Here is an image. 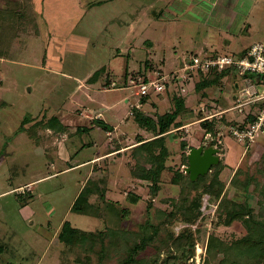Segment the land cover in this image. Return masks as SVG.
<instances>
[{
  "label": "rangeland",
  "instance_id": "374dc122",
  "mask_svg": "<svg viewBox=\"0 0 264 264\" xmlns=\"http://www.w3.org/2000/svg\"><path fill=\"white\" fill-rule=\"evenodd\" d=\"M91 1L92 4L83 0H0V264H117L125 256L126 247L138 242L140 234L146 232L152 241L146 251L150 255L141 252L136 257L139 264H152L154 261L155 264L226 262L228 256H223V253L212 258L206 244L210 237L228 243L244 236V229L238 221H231L227 226L223 224L222 200L228 201L234 209L243 203L242 215L250 211L255 214L260 212L258 202L263 203L264 209V147L255 150L259 155L252 157L248 152L244 155L238 172L227 187L222 188L225 193L223 199L219 196L214 200L200 190H189L184 195L181 193L182 179L178 185L173 182L177 171L183 177H188L184 171L187 166V148L212 145L221 153L225 140L236 149L239 144L229 132H224L218 142V129L224 130L226 124L231 122L225 117L209 121L214 123L218 120L214 132L208 137L207 131L193 124L196 114L197 120L203 116L201 111L196 110L203 96L187 95L191 86L187 87L184 82L191 85V81L185 80V71L180 70L179 58L183 62L191 58L189 53L182 54L184 52L180 50L178 34L185 27L186 33L191 34L192 38L185 37V41H200V37L197 36L199 32L196 36L195 30L190 32L189 24L184 26L178 8L182 10L195 0H175L170 4V0H156L155 3L153 0H130L132 3L126 0L128 3L125 1L122 4L125 5L123 9L126 8V11L122 9L123 14L121 9L116 10L118 0ZM143 2H149V5ZM104 5L108 6L106 14L110 16L109 19L113 20L119 14L123 18L129 16L121 20L124 31H120L121 26L112 30L113 35L108 42L112 44L114 41L135 39V42L125 43V50L119 48L120 41L112 49L108 61H116L119 73H115L108 62L102 67L98 65V61L104 60V41L108 38L104 30L97 34L100 29L98 26L106 27V23L88 21L86 17L83 19L87 9H94L96 13L93 14L97 17L101 11L98 8ZM147 6L149 9H146ZM134 9H138L140 17L144 16L139 30L144 33L147 30L150 34L153 46L144 47L150 55L144 48L137 49L142 46V38H135V31H132L133 27L131 29L139 17L131 13ZM164 9L162 21L153 20ZM242 9L248 14L246 27L250 24L253 30L248 34L242 32L226 50L220 52L219 48L218 55L236 57L234 53L237 50L247 46L249 49L250 45L262 40V31L259 29L264 27V0H243ZM169 10L172 11L168 17ZM56 14L60 18L53 21L52 17H57ZM91 22L95 25L92 29L97 32L92 31L90 42L92 45L96 43V46L86 55H83V50L76 53L83 45L77 37L79 42L74 41L75 47H72L76 48L75 52L70 51L76 55L66 56L63 51L66 45L63 44H69L70 37L63 40L59 37L67 34L72 26L77 28L80 24L88 25ZM115 22L114 19L109 25ZM55 31L59 32L58 38L54 35ZM75 32V36L84 33H77L79 29ZM49 57L57 61L59 59L63 68H47ZM94 63L97 66L89 68ZM154 65L156 69H153ZM186 72L191 75L200 73L206 78L211 76L212 81L218 78L196 68ZM156 73L159 77L169 75V81L165 84L166 92H159L161 96L150 92V98H142L148 102L142 104L137 87L130 84L128 79L143 80L145 75L153 79L158 76ZM214 84L210 83L209 87L212 88ZM118 89L127 91L131 99H122V94L116 92ZM209 92L211 90L207 89L206 93ZM179 95L182 98L184 96L187 110L180 114L177 121L181 126L193 123L186 129H172L166 136L168 155L164 159L165 169L154 180L158 189L152 192L150 182L135 181L132 177V172L138 171V167L150 169L148 160L160 159L158 149H151V154L137 149L141 144L149 145L154 137L150 129L139 125L137 117L140 114L149 116L153 111L160 115L171 112L172 98ZM165 97H168V102ZM102 116L103 121L109 122L114 128L103 129L99 123L103 122ZM182 142L186 143L183 151ZM250 146L245 148L240 145L244 153ZM145 148L141 146V149ZM88 159L92 161L78 165ZM89 174L88 180L95 182L98 194L90 198L91 208L87 214H77L70 211V207ZM233 179L235 184L232 186ZM243 183L246 186L242 189ZM199 191L200 216L195 222L189 223L179 213L177 216L172 212L176 210L174 207L180 208L182 197L194 196ZM134 195L140 198L137 202L130 201V196ZM103 207H113L117 211L115 213L121 218L119 229L124 231L122 240L117 238L112 246L115 251L108 253L107 257L100 256L99 248L94 246L95 239L99 238L97 232L118 230V226L112 214L103 216ZM21 208H24L23 211H19ZM170 213L175 216L170 217ZM64 222L86 234L90 243L88 240L70 245L59 242ZM150 224L154 226V232L149 230ZM169 233L174 238L179 236L174 244L169 240ZM185 234L192 237L186 236L189 238L187 241L181 237H185ZM178 245L182 247L180 252Z\"/></svg>",
  "mask_w": 264,
  "mask_h": 264
},
{
  "label": "crops",
  "instance_id": "0c3cea01",
  "mask_svg": "<svg viewBox=\"0 0 264 264\" xmlns=\"http://www.w3.org/2000/svg\"><path fill=\"white\" fill-rule=\"evenodd\" d=\"M83 1H86V2L88 1L87 4H92L91 0H83ZM125 1L126 0H118L117 1L118 5L116 6V10L121 9V12H122V9L125 6L122 4ZM153 1H154L153 3H155L156 0H153ZM174 1L175 0H172V1L170 0L169 4L173 3ZM125 3H128V2L126 1ZM130 3H132V2L130 1ZM242 3H243V0H232V1L231 0H195V2L193 4H189L187 7H184L182 10H181V8L180 9L178 8V10H179L178 14L180 15V19L182 21H184V26H185V24H187V25L189 24L190 32L195 30L194 35L196 36L197 33L199 32L197 36L200 37V41H196V40L194 42L190 41V40H189V42L185 41V37H187L188 39H192V38H191V34L186 33V31H185L186 29L184 27V30H182V32H180L178 34V36H179V41H178L179 47H180L181 52H184L182 54L187 55L189 53L190 58H192L193 56H197V55L203 56V57L220 56V55H218L219 48H220V52H222L223 50H226V48L230 47L232 40H234V38L239 37V35L242 32H245L246 34H248L250 31H252L253 29L251 30L250 24H249V26L246 27L248 14H246L245 11H243ZM109 4H107V5H109ZM115 4H116V1L114 2V5ZM142 4L149 5V2H146V3L143 2ZM107 5L106 6L104 5V6H101L100 8H98V9H101V11L97 17L93 14V13H96L94 11V9H87L86 10L87 13H85L83 16V19H84V17H86V19H88V21H94V22L95 21H97V22L104 21V23H106V27L103 25L104 28L101 25L98 26L100 28L98 30V32L96 29H92L93 26H95V25L92 24L94 22H91L88 25L87 24L82 25L79 23L80 25L77 28H76V26H72V28L69 29L70 31L68 30L69 31L68 33L71 35H67L68 33L66 32L67 34H63L61 37H59V35H58L59 32L57 33L56 31H55L54 35L56 36V38L59 37L62 40L65 37H68V36L70 37L69 42H67L69 44H63V45H66L65 48L63 49V51L66 52L65 53L66 56L67 55H69V56L76 55L75 53H72L70 51L75 52L74 50L76 48L72 49V47H75L73 45L74 41L79 42L78 38L82 40L83 45H80V50L78 49V51L76 53H79V51L83 50V52H82L83 55H86V53H88L90 50H92L96 46V43L94 45H92V43L90 42V39L92 40V36H91L92 31L95 30L93 33L97 32V34H98L104 30L103 33L106 34L108 36V38H105V41H104V46H105L103 48L104 60L98 61V63H99L98 65H101V67H102V65H105V62H108V63H110V65H112V69L115 70V73L116 72L119 73V69H117L116 61H114V60H111L110 62L108 61L110 59L112 49H114L115 45L119 41H120V43L118 46L121 49V48H123V46L125 45L126 42L130 43V42L134 41L135 39L131 38L130 41L129 40H126V41L125 40H119L117 42L114 41V42H112V44L110 42H108V39L111 38L110 36L113 35L112 30L115 31V29H117V28H119V26H121L120 31H124V26H123V23H121V20L123 21L125 19H128L127 18L128 15L126 16V18L125 17L123 18V15L120 16V14L116 11V13L119 14L118 16H116V18H118V19L114 18L116 20V22L112 26H110L109 24H111L114 19L113 20H112V18L109 19L110 16L107 17V15H108V14H106L107 13L106 7H108ZM89 6H87V7H89ZM127 6H128V4H127ZM102 7H103V10H102ZM84 9H85V7H84ZM146 9H149V6H147ZM123 10L126 11V8ZM134 10H136V11H134ZM134 10H132L131 13L134 12L137 15L138 9H134ZM173 10H176V9H173ZM171 11L170 10L167 11L168 17L171 15ZM122 14H123V12H122ZM94 16H95V18H94ZM164 16H165V9L163 10L162 14L157 13V16H154L153 20H161L162 21ZM143 17H140V15H139L138 19L135 21L133 26H131V29L133 27L132 31H135L134 32L136 35L135 38H140V37L142 38L141 45L143 47L139 46L137 49H140V48L142 49L144 47L153 46V42H152L151 37L149 36L150 34L147 32V30L145 31V33L141 32L139 30V28H140L139 26L141 25L140 22L143 21L142 20ZM59 18L60 17L58 14L57 17H55V18L53 16L52 20L58 21ZM97 19H99V20H97ZM78 22H80V19L78 20ZM72 23H74L73 19H72ZM74 28H76V29L74 30ZM77 29H79V32H77V33L84 31V33H82V35H80L81 37L79 36V34H78V36L77 35L75 36V34H76L75 31ZM256 30H258V29H256ZM259 30H260V32L262 31L261 35H260L262 40L257 41L255 43H263L264 44V27H260ZM256 32L260 33L259 31H256ZM91 45H92V47H91ZM78 48H79V46H78ZM123 49L125 50V48H123ZM144 49H145V52H147V54L150 55L149 54L150 52H148V49L147 48H144ZM96 50H99V49H96ZM115 50H116V48H115ZM124 50H122V52ZM247 50H248V46L244 49L241 48V49L237 50V53H234V54H237L236 57H240L243 54H245L247 52ZM47 52L49 54L48 50H47ZM226 56H230V55H226ZM112 61L115 63H113ZM186 61H189V60L186 59ZM186 61L183 62V60L181 58H179V65H180L181 71H183L182 70V64H185ZM59 62H60L59 59L57 61L54 57H51V58L49 57L47 59L48 64L46 67L47 68L49 67L50 69H55V70L61 69L63 67L61 66V64H59ZM95 64L96 63H94L89 68H93L94 66H97ZM159 68H161V67H159ZM153 69H156V65H154ZM162 70H164L163 67H162ZM148 74H150V73H148ZM152 74H155V72H152ZM190 75L191 74H187V72H185V76H186L185 80L188 79L191 81V85H189L187 83V81L184 82V84L187 87L191 86V88L189 87V91H188L187 95L193 96V95L199 94L200 96H203V97H201V99L197 103L196 110L199 111V108L201 106L205 105L207 107V109H211V112H222L223 114H222L221 119H223L224 117L227 118L228 121L229 120L231 121L230 124L231 123H241L244 120L243 116L238 115L237 113H235L231 109L233 106L234 98L237 96L239 89L242 87V85L244 83L242 77L238 76L234 71L223 72L222 74H219L216 81L210 80L211 76L206 78V77H204V75H202L200 73L197 74L196 72H194L191 76ZM165 76L169 78V75H165ZM146 78H147V76L145 75V78H143V79H146ZM168 81H169V79H168ZM181 81L182 80H180V82ZM253 81L258 83L259 85H261L260 83H262V79H259V78H254ZM212 82H215V84L211 88V87H209V85ZM207 89L211 90V92H209L210 94L206 93ZM116 92L122 94V99L123 98L131 99L129 94H127V91H125L123 89L122 90L118 89ZM162 92L164 93V92H166V90L164 89ZM125 93L127 95H125ZM153 93H155V92H153ZM160 94H162V93H160ZM160 94L156 93V95H158V96H161ZM149 96H150V94H149ZM179 97L182 98L180 95H179ZM165 98H166V101L168 102V97H165ZM160 99L161 98H158V100H160ZM182 99L185 100L184 96ZM141 100H142V98H141ZM158 100H157V102H158ZM161 100L163 101V99H161ZM145 102H148V101L142 100L141 103L144 104ZM246 109H248V108H246ZM186 110H187V106H186ZM247 111L249 112V110H247ZM153 112L154 113H152L149 116H145V117L143 116V118L155 119L157 116H160V113H157V112L155 113V111H153ZM187 112H189L190 115L192 114V112H190L189 109ZM230 112H233L234 114L232 115V114H230ZM195 119L196 120H194V123L189 122L187 124H184L180 129H186L187 126H190L192 123L199 125L200 122H199V120H197V114L195 116ZM200 119H202V117ZM213 119H218V118L216 117ZM218 120H216V121H218ZM101 121H103V116L101 118ZM216 121H214V123H216ZM222 122L225 123V120H223ZM102 123L103 124L105 123V125L108 127L114 128L113 126H111V124L109 122L103 121ZM138 123L140 126H142V124L140 122H138ZM226 125H228V124H226ZM143 128H145V127H143ZM168 135H169V132L165 133L163 135L165 140H166V136H168ZM151 139L153 140L154 137ZM224 142L222 144L221 153L217 147H215V146L214 147L217 148L219 151L218 152L219 162L217 164V165H219V168H220L219 180L222 183H224V186L227 187V185L229 184V181L233 178L235 173L238 171L240 164L242 162V159L244 158V155H246V153L248 152L247 154H250L252 157H254L257 154V152H255L256 149L257 150L263 149V147H264V134L260 135L255 140V142L251 144V146H250L251 148L248 149L245 153L241 149L239 144L237 147L238 149H236V148H233L232 147L233 145L228 143L227 140H225ZM166 143H167V140H166ZM209 146L213 147L212 145H209ZM209 146H207V147H209ZM192 148H194V147H192ZM257 155H259V154H257ZM186 158H187V156H186ZM90 161H92V160L88 159L87 161L78 163V165L79 166L80 165H86V164L90 163ZM72 163L74 164V161ZM89 176H90V174L86 176V178L84 179V182H86V180H88L90 178ZM83 185H84V183H83ZM83 185H82V187H83ZM80 191H81V189H80ZM79 192H78V194H79ZM78 194H77V196H78ZM77 196H76V198H77ZM76 198H75V200H76ZM73 203H72V205H73ZM72 205H71V207H72ZM71 207H70V211H71ZM24 208H25V210L28 209L27 207H24ZM24 208H21L19 211H23Z\"/></svg>",
  "mask_w": 264,
  "mask_h": 264
},
{
  "label": "trees",
  "instance_id": "16d2710c",
  "mask_svg": "<svg viewBox=\"0 0 264 264\" xmlns=\"http://www.w3.org/2000/svg\"><path fill=\"white\" fill-rule=\"evenodd\" d=\"M254 78H258V77L253 76V79ZM175 98L174 97L172 98L173 99V110H171V112L157 116L155 119L143 118L141 114L138 115L137 117V120L142 124V126H144L146 129H150V131L153 133V136H154V139L152 140V142L149 143V145L141 144L138 146L139 148L137 149H139L142 152L145 151L148 154H151L152 152L151 149H154V148L158 149L159 150L158 155L160 156V159L159 160H148L150 169L145 170V169H140L138 167V171L132 172V177L134 178L135 181L150 182L151 183L150 186H152V192L153 190L156 191L158 189L157 183L154 180L157 179L160 173L165 169L164 159H166L168 155L166 140L163 138V135L165 133L170 132L172 129L178 130L180 127H182L180 125V122H178L177 120L180 117V114H182L184 110H186V107H185V104L182 98L177 97V96ZM247 119L248 121H251L250 118H247ZM99 123L102 124L103 129L108 130L109 128L108 126H106L102 122H99ZM199 126L202 129H204V131H207V133H213L214 128L216 127L215 123H209L206 121L200 122ZM141 142L142 140L139 141L138 143H141ZM141 146L146 147V148L141 149ZM185 147H186V143L182 142L181 150L183 151ZM219 173H220L219 165L213 166L206 175L202 177H198L195 181L191 182L188 177H185V176L183 177L182 173H179V171H177L174 174L175 177H174L173 182L176 183V185H178L179 180L182 179L180 182L181 187H182L181 193H183L184 195L189 190L191 191L200 190V191H205L206 193H208L210 197H212L214 200L219 196H221V198L223 199L225 197L224 190H222V188H224V185L219 180ZM153 176H155L156 178ZM234 180L235 179H233L231 182L232 186L235 184ZM94 183L95 182H93L91 179L87 180V182L85 183V185L79 192L76 200L74 201L71 207L72 212H75L77 214H87L88 213V211L91 208L90 198L92 197V195L98 194V190H96V184ZM244 186H246V183L245 184L243 183L241 185V188L243 189ZM200 191L195 192L196 194L194 196L189 197L188 195V196L182 197L180 208L174 207L176 210H173L172 212L177 216L179 213L189 223L195 222L197 218L200 216V212H199L200 197H201ZM261 192L263 191L261 190ZM245 196L248 197V195H245ZM130 197H131L130 198L131 202H137L140 199L138 196H135V195L130 196ZM190 203H192L191 206H185ZM229 204L230 203L228 201L222 200L221 207H222V214L224 215L222 216L223 224L227 226L230 224L231 221L233 222L238 221L241 224V228L244 229V232H245L244 236L239 239L229 241L228 243L226 241L222 242L221 240H217L214 237H210L208 238V241L206 244L208 254H210L212 258L216 257L218 253H223L224 254L223 256H228L227 261L220 263V264H224V263L225 264H252V263L253 264H264V209L262 208L263 203L261 202L257 203L258 204L257 207L261 209L260 212L262 211L261 214H259L260 212L257 213L259 215L255 214L254 212L252 213L251 211L247 215H242L241 211L244 209L243 203H240V205L242 206H239V207L237 206V208L235 209ZM103 208H104L103 216L107 214H112L115 217V222L118 226V230L110 229V230H107V232L106 230L104 232L103 231L97 232L96 236H98L99 238L95 239L94 242L96 243L94 244V246L99 248L98 251H99L100 256L105 255V257H107L108 253L115 251L112 246L116 242L117 238H120L122 240L124 236L123 234L124 231L119 229V224H121L120 223L121 218L120 216L118 217V215L115 213L117 211H114L113 207L111 208L103 207ZM123 214L124 213H122V215ZM161 214H164V213H161ZM175 215L171 214L170 217H174ZM148 228H151L149 230H153L154 232L155 228L152 224L148 225ZM146 233L145 234L141 233L139 236L140 238L138 239V242H134L130 246L126 247L125 256L120 258V260L117 261V264H139L136 260V257H138V255L141 252L147 253L148 255H150L146 251L148 249L149 244L152 243V241H151V238L148 237V235H146ZM181 234L183 235L184 233H181ZM169 236H170L169 238H171L169 240L172 241L173 244L176 241H178L179 236L177 238H174L172 233H169ZM184 236L185 237L183 236L181 237L183 239H187V241L189 240V238L186 236L192 237V235H186V234ZM86 240H88V242L90 241V239L88 238L86 234H82L81 232H78V230L69 227L67 222L63 223V226L61 228V233L59 236V242L70 245V244H76L77 241L78 243L82 244ZM178 247H179L178 250L182 248L181 245H178ZM180 251L181 250H179V252ZM149 259L152 260V262L154 261L153 258H149ZM145 261L147 262L148 260L145 259ZM155 262L156 261H154L152 264H155Z\"/></svg>",
  "mask_w": 264,
  "mask_h": 264
},
{
  "label": "built area",
  "instance_id": "2783aa9c",
  "mask_svg": "<svg viewBox=\"0 0 264 264\" xmlns=\"http://www.w3.org/2000/svg\"><path fill=\"white\" fill-rule=\"evenodd\" d=\"M196 68L197 70L216 76L223 72L234 71L238 76L243 78V85L239 89L237 96L234 98L232 110L238 115L243 116L241 123H231L224 130L217 132L218 142L223 137L224 132H229L231 136L243 147L247 148L255 140L264 134V44L255 43L249 47L247 52L240 57L233 56H214L203 57L193 56L185 66L183 71ZM155 78L151 79H128V82L137 87L139 98H146L150 92L159 93L165 89L167 77H159L156 73ZM253 76L262 79L261 85L253 81ZM112 86L115 84H111ZM248 108V109H246ZM249 110V112L247 111ZM203 113L199 122H209L213 118L220 119L222 112H211L205 105L199 108ZM250 118L251 121H248ZM210 133L207 134V137ZM21 188H19L20 190ZM20 192V191H19ZM21 192H23L21 190Z\"/></svg>",
  "mask_w": 264,
  "mask_h": 264
},
{
  "label": "water",
  "instance_id": "95a60500",
  "mask_svg": "<svg viewBox=\"0 0 264 264\" xmlns=\"http://www.w3.org/2000/svg\"><path fill=\"white\" fill-rule=\"evenodd\" d=\"M187 149V166L184 171L191 182L206 175L219 162V151L215 147L198 146Z\"/></svg>",
  "mask_w": 264,
  "mask_h": 264
}]
</instances>
